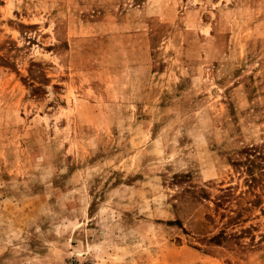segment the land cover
I'll return each mask as SVG.
<instances>
[{
	"label": "rangeland",
	"instance_id": "obj_1",
	"mask_svg": "<svg viewBox=\"0 0 264 264\" xmlns=\"http://www.w3.org/2000/svg\"><path fill=\"white\" fill-rule=\"evenodd\" d=\"M0 264H264V0H0Z\"/></svg>",
	"mask_w": 264,
	"mask_h": 264
},
{
	"label": "trees",
	"instance_id": "obj_2",
	"mask_svg": "<svg viewBox=\"0 0 264 264\" xmlns=\"http://www.w3.org/2000/svg\"><path fill=\"white\" fill-rule=\"evenodd\" d=\"M249 150H254V148L253 147H251V148H249ZM246 160H247V166H246V171H247V173H248V175H250V181H253L255 178H254V175L252 174V168H251V166H252V164H251V162L253 161V159H251L250 157H246Z\"/></svg>",
	"mask_w": 264,
	"mask_h": 264
}]
</instances>
